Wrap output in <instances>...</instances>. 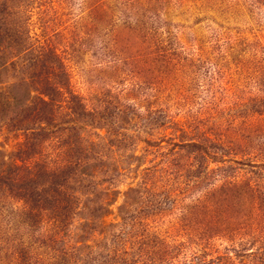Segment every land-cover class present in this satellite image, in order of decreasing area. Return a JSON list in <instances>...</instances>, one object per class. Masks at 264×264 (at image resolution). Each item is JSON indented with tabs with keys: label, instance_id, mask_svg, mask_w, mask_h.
Returning <instances> with one entry per match:
<instances>
[{
	"label": "rangeland",
	"instance_id": "obj_1",
	"mask_svg": "<svg viewBox=\"0 0 264 264\" xmlns=\"http://www.w3.org/2000/svg\"><path fill=\"white\" fill-rule=\"evenodd\" d=\"M0 264H264V0H0Z\"/></svg>",
	"mask_w": 264,
	"mask_h": 264
}]
</instances>
